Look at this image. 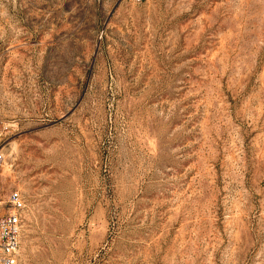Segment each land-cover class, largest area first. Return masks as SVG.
Segmentation results:
<instances>
[{
    "label": "rangeland",
    "instance_id": "374dc122",
    "mask_svg": "<svg viewBox=\"0 0 264 264\" xmlns=\"http://www.w3.org/2000/svg\"><path fill=\"white\" fill-rule=\"evenodd\" d=\"M0 150L19 264H264V0H0Z\"/></svg>",
    "mask_w": 264,
    "mask_h": 264
},
{
    "label": "built area",
    "instance_id": "2783aa9c",
    "mask_svg": "<svg viewBox=\"0 0 264 264\" xmlns=\"http://www.w3.org/2000/svg\"><path fill=\"white\" fill-rule=\"evenodd\" d=\"M4 163L5 156L0 150V172ZM26 208V199L19 190L5 196L0 189V264H19Z\"/></svg>",
    "mask_w": 264,
    "mask_h": 264
}]
</instances>
